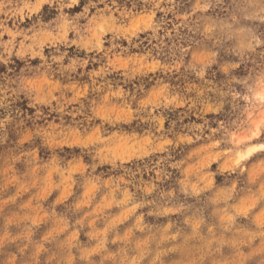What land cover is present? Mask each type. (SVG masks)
<instances>
[{
	"label": "rangeland",
	"instance_id": "obj_1",
	"mask_svg": "<svg viewBox=\"0 0 264 264\" xmlns=\"http://www.w3.org/2000/svg\"><path fill=\"white\" fill-rule=\"evenodd\" d=\"M93 2L0 0V264H264L260 0Z\"/></svg>",
	"mask_w": 264,
	"mask_h": 264
},
{
	"label": "clouds",
	"instance_id": "obj_2",
	"mask_svg": "<svg viewBox=\"0 0 264 264\" xmlns=\"http://www.w3.org/2000/svg\"><path fill=\"white\" fill-rule=\"evenodd\" d=\"M88 3L90 7H93V8L96 7V4L93 2V0H88ZM260 3H261V7L259 8V12L264 13V0H260ZM85 12H87V9L85 10ZM261 18L264 19V15H262ZM29 71L30 70L26 68L24 72H22V74L17 77V82H18L17 87L19 90H25V85H26L25 77L28 75ZM0 106H2V103H0ZM104 162L105 161L101 159L98 154H94L92 158V164H91L93 171H95V167H98L100 164H103ZM109 162L115 164V162L113 161H109ZM115 166L121 167V165L119 164H115Z\"/></svg>",
	"mask_w": 264,
	"mask_h": 264
}]
</instances>
